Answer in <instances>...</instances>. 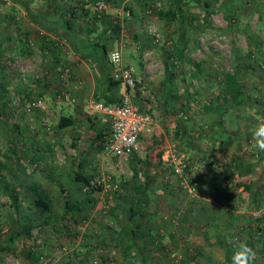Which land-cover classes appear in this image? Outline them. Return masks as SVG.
I'll return each instance as SVG.
<instances>
[{"label":"rangeland","instance_id":"1","mask_svg":"<svg viewBox=\"0 0 264 264\" xmlns=\"http://www.w3.org/2000/svg\"><path fill=\"white\" fill-rule=\"evenodd\" d=\"M145 1L154 3L155 7L148 12L150 5L143 6L138 0L140 5H137L136 15L140 21L136 27L139 29V58L143 62L134 63V72L147 84V96L143 98L134 93L136 100L132 103L143 110L142 102L148 103L146 99L149 98L150 103L145 104L144 110L147 109L154 122L162 127L167 142L175 143L186 166L180 175H174L168 169L171 167L164 165L158 154L162 142L157 136L161 132L156 129L146 137L141 136L137 151L125 155L112 154L107 145L95 148L91 157L82 160L81 173L85 172L88 177L108 174L116 188L95 192L94 206L89 209L93 212L82 214L77 224L80 229L77 227L75 234L91 236L92 233L91 240L99 242L101 229L105 228V237L112 238L111 233L116 231L114 225L119 221L109 215V208L103 210L95 204L107 196L110 200L125 198V203L136 210L134 221L137 226L130 228L131 234L122 226L115 238L130 235L133 237L132 248L137 247L138 251L145 249L142 245L151 241L153 251H148L142 258L138 255H135L138 258L132 256L133 259L111 258L101 264H186L185 256L192 252L196 261L204 264H231L233 251L241 242H248L254 249V264H264V152L253 148L251 132L258 121L264 120V0ZM17 4L16 0H0V35L9 23L8 15L15 22L19 20ZM177 4L185 17L165 22L158 12L175 9ZM148 27L158 33V42L152 41L146 31ZM175 46L184 48L183 56L173 57L165 69V54L171 53ZM3 56L0 43V227H7L21 210L23 215L34 213L25 185L38 178L37 181L49 191L53 208L58 212L60 196L54 194L58 191L57 184L67 187L62 177L74 172L76 160H72V144L59 143L58 134L53 130L56 112L51 106L48 80L42 84L44 77H37L36 81L32 78L41 63L21 62L17 55L11 56L10 63H3ZM190 61L199 63L201 72L190 65ZM227 73L235 77L241 96L230 92L223 82ZM37 94L42 98L44 108L25 112L22 104L27 97ZM217 103L223 107L214 110ZM204 107L212 110L204 111ZM81 136V141H90V134L81 133ZM234 162L245 169L237 172L233 168ZM232 173L237 181H250L248 191L241 187L233 190V209H225L215 200L211 204L214 185ZM3 181L17 193L16 210L1 191ZM187 188L192 192L187 193ZM66 197L70 199V195ZM108 202H104L106 207ZM196 203L207 206V210L214 205L211 209L213 226L206 227L196 210H191ZM82 211L86 213V210ZM97 219L102 226L95 233L92 224ZM196 221L198 224L195 225ZM66 224L64 219L53 225ZM203 231L206 238L202 236ZM63 237L64 240L67 238ZM172 240L168 249L167 243ZM103 245L104 249L110 246ZM163 245L167 250L158 249ZM197 246L201 249L194 248ZM227 248L231 250L228 261L225 258ZM100 249L98 253L103 255L108 252ZM64 251L70 254L74 264H93L92 260L88 263L83 254L77 257L71 249ZM40 261L49 264L45 257L41 256ZM2 262L39 263H31L18 253L9 254Z\"/></svg>","mask_w":264,"mask_h":264},{"label":"crops","instance_id":"2","mask_svg":"<svg viewBox=\"0 0 264 264\" xmlns=\"http://www.w3.org/2000/svg\"><path fill=\"white\" fill-rule=\"evenodd\" d=\"M102 1L104 2V10L100 16V20L97 22L96 28H90L88 25L91 22L92 14L89 8L84 5V0H20L19 3L17 2L20 11L19 20L15 22V20L13 21L11 18V15H8L9 23L6 24L5 29L2 30V35H0V43L4 54L3 63H10L11 56L13 55H17V59L21 62H23V60H29V62L31 61L32 63H41L38 68H36L37 71H34L32 74V78L36 81L37 77L39 79L44 77L42 84H45L44 82L48 80L46 85L50 84L49 88H51V106L54 112H56L55 126L53 130L58 134L57 139L59 140V143L63 144V142H68L69 144H72L73 148L70 147L74 154V159L72 160H76V168L74 169V172L71 175L62 177L66 180L67 187H61L57 184L59 186L58 191H56V193L53 192L55 195L58 194L60 196V203L57 204L58 212L57 209L56 211L54 210L55 207L53 208L52 201L50 202L51 208L53 209L52 213L56 212L58 215H53L52 213L49 214L48 217L50 219L47 224L41 227L36 224L37 226L32 228L28 234H24L21 232V224L27 222L35 224L39 217L38 213L35 212L36 210L31 207L33 211L35 210L34 213L23 215L24 212L21 210V214L19 215L18 213L17 215L19 217V222L14 220L11 225L0 227V264L3 263L2 261L6 256L16 253L22 255L31 263H34V261H39L41 263L40 260L42 256L47 258L49 264H74L71 260L70 254L65 253V248H67V251H70L71 249L72 251L70 252H72L73 255L77 254V257H79L80 254H83L82 257L86 256L87 262L90 263L89 260H92L93 264H101V261H107V259L111 260V258L123 260V258L127 259L128 257H131V259H133L132 256L137 257L135 255L142 258L147 255L148 251H153V242L151 241H147L145 246L142 245L145 249L142 248L138 251L136 250L137 247L134 249L132 248L133 237H130V235L115 238L118 236L122 226L125 227L124 229H126V231L128 228L129 233H133L131 230L132 226H137V221H134L136 215L133 213L135 209H133V205H127L125 203V198L121 200H110V196H107L105 200L95 204V206H102V203L104 204V202H108L107 200L109 199L107 207L102 209L106 210L109 208V215L114 218L116 217L119 221V223L114 225L116 231L112 233L110 232L112 238L105 237L107 236L104 231L105 228L101 229L102 233L100 236L102 238H100L99 242L91 240L93 238L92 233L91 236H77L75 234L76 228L80 227L79 225L77 226V224L81 216H83L82 214L86 215L89 214V212H93V210L89 209L94 206L92 201H85L86 190L79 175H88L85 172L81 173L82 160L91 157L95 148L100 149L102 146L106 147L109 139L108 128L101 124L99 120L100 113L89 109L88 103L92 100L103 103L105 98L113 99L114 101L112 103L120 101L123 97L129 99L131 103L132 100H136L134 99L135 97L133 94L135 93V95H138V93L130 91L124 87L121 82H118L117 85H109L111 65L108 60V55L111 50H118L121 55V64L133 67V71H136L134 63L143 62V59L139 58V29L136 27V23L140 21V17L136 15L138 13L137 5H140L138 0ZM139 1H141V4L146 7L150 4L145 0ZM147 11L149 12L150 10L147 9ZM146 31L148 33V28ZM71 33L77 38L78 43H75V47L73 46L74 37H72ZM91 49L94 53H101V49L102 51L104 49V63H102V65L92 63L88 58H82L78 54L79 52L86 53ZM62 64L69 69V75L65 86L60 79L62 70L60 65ZM98 66L101 67V69H99ZM39 67H42L41 71ZM62 86H64L65 89H68L70 95L74 97V103H69L61 98H57V92L55 89ZM42 90L46 89L42 88ZM36 96L40 97L38 94ZM146 96L143 98H146ZM96 97L98 100H95ZM146 100L150 103L149 98ZM142 103V108L144 110L145 104L148 103L144 101ZM60 117L69 118L72 123L57 128L56 122ZM153 123L151 132L155 129L156 132H161L159 136H157L159 141L162 142V145L159 146L158 154L164 165H166V156L172 148L178 157H180V155H178L176 151L175 143L167 142L162 127L154 122V119ZM151 132L146 133L143 136L146 137ZM81 133L90 134V141H81ZM47 146L49 148L51 147L50 145ZM168 169L172 171L171 168ZM173 174L176 175L175 173ZM37 180L40 179L38 178L34 181L38 183L44 193L48 195L49 191L43 188L44 184ZM54 188L56 187L54 186ZM100 191L103 192L102 190ZM211 191V204H214V188H212ZM95 192L91 193L94 202L96 198ZM67 195H70V199L66 197ZM71 196L76 197L71 198ZM63 199L74 201L75 203L78 201L81 210H79L78 214L74 216L67 215L66 225L54 227V223L57 225V222L64 221L60 219ZM193 205H195V207H193ZM193 205L191 210L195 209V212L197 213L196 215H200L201 223L206 227H208V225L213 226L214 222L212 219H214V214L211 209L214 205H211L208 210L206 209L207 206L201 207L203 205L202 203H196ZM197 207L200 208L197 209ZM82 210H86V213H82ZM199 212H202L205 215L201 216L203 214H200ZM130 214L134 215L132 220L130 219ZM185 223H188V221ZM196 224H198L197 221L195 225ZM92 226L94 227L95 233L99 232L102 226L100 219L94 221ZM108 235L110 236V234ZM63 236H67V238L65 237L64 240ZM170 242L172 243L173 240L167 243L168 249H170ZM60 243H63L62 246L65 245V247L56 246ZM103 244H109L110 246H106L107 248L104 249ZM69 246L71 247L69 248ZM163 246H159L158 249L163 251L167 250L165 245ZM2 247L4 250H1ZM96 247L98 250H95ZM100 248L108 251L104 254L106 256L102 253H98L101 251ZM194 248L201 249L199 246ZM195 256L194 258L196 261ZM188 258L187 255V258L185 257L187 261L186 264H189ZM196 262L199 263L201 261L197 260ZM201 263L204 264L203 262ZM44 264H47V262L44 261Z\"/></svg>","mask_w":264,"mask_h":264},{"label":"built area","instance_id":"3","mask_svg":"<svg viewBox=\"0 0 264 264\" xmlns=\"http://www.w3.org/2000/svg\"><path fill=\"white\" fill-rule=\"evenodd\" d=\"M84 3L93 16L99 18L103 13L104 2L102 0H84ZM153 4H149L150 8L148 10L153 8ZM155 5L158 6V3H155ZM148 34L153 42H158V33L155 32L154 28L148 27ZM108 60L111 65L109 76L112 80L121 82L124 87L138 93L141 97L146 96L147 86L145 82L135 75L131 66L121 64V55L118 50H111L108 55ZM60 68L62 69L60 79L65 86L69 69L63 64L60 65ZM64 86L55 89L57 98L74 103V97L70 95V92ZM21 108L25 112L42 110L44 108L43 100L36 95L29 96ZM88 108L100 113L99 120L109 131L107 148L112 154L117 156L137 151L140 148L141 136L151 132L153 128V119L150 113L147 112V109L139 110L126 97L111 104L92 100L89 101ZM165 160L167 165L171 166L173 173L180 175L184 171L186 164L176 155L173 148L169 151ZM89 183H99L103 192L113 191L116 188L112 183V177L108 174H99L91 177ZM186 191L187 193H191L192 189L187 188ZM102 208H106V205L103 204ZM36 264H44V262Z\"/></svg>","mask_w":264,"mask_h":264},{"label":"trees","instance_id":"4","mask_svg":"<svg viewBox=\"0 0 264 264\" xmlns=\"http://www.w3.org/2000/svg\"><path fill=\"white\" fill-rule=\"evenodd\" d=\"M19 1L20 0H16V2H18V3H19ZM158 14L160 16L164 17V21L167 23H171V21H173L175 19V17H181V18L185 17V12L181 9V7L178 4H177L175 9L170 8V9L163 11V13L158 12ZM99 20H100V17L98 18V17H95L92 15L91 16V22L89 23L88 27H90V28L95 27L96 28V24H97V22H99ZM71 35H72V37H74L73 38L74 39L73 46L75 47V45H76L75 43H78L77 38L75 37V35L73 33H71ZM78 41H80V40H78ZM183 51H184L183 47L175 46L171 53L170 52L166 53L165 54V60H164L165 69H168V65L171 62L170 60L173 57L183 56V53H184ZM78 54L82 58L83 57L88 58L92 63H96L98 65H102V63H104L103 62L104 49H103V51L101 49V53H97V52L94 53L91 49V50H88L86 53H80L79 52ZM0 63H1V61H0ZM190 65H194L195 68H197L199 71L201 70L199 67V63H196L195 61H190ZM99 69H101V67H99ZM193 75L194 74L192 73V76ZM118 82L119 81H114V80L111 81V78L109 76V85H117ZM223 82L226 83L228 90H230V92H233L236 96L240 95V93L237 92V90H238L237 81L232 74L227 73L223 77ZM2 92L3 93L5 92L4 89H2ZM27 98H29V97H27ZM95 100H98V98L96 97ZM223 100L225 102V99H223ZM113 101L114 100L111 98H105L103 100V103H112ZM222 107H223V105H221V103H217V105L214 106V110H219ZM209 110H212V109L210 107H204V111H209ZM34 111H36V110H34ZM71 123H72V121L69 118L60 117L56 122V127L61 128V127L67 126ZM32 159H34V158H32ZM233 168H236L237 172H241V171H239L240 169L241 170L245 169V168H243V166L241 164H239L237 162L233 163ZM234 174L235 173H232L231 175H229V177L225 176L222 179V181H220L218 184L214 185L213 198L216 202H218L221 205V207H224L225 209H233L234 208L235 196L232 193L234 189L241 187L243 191L247 192L249 189V186H250V181L241 182V181L235 180ZM79 178H80L81 182L83 183V185L86 187V189H85L86 190L85 191L86 192L85 201L86 202L93 201V199H92L93 197H91V193L101 190V185L99 183H89V179L91 177H88V176H84V175L80 174ZM25 189H26V191H28V193H30L31 206L36 210V212H38V214H40L39 217L37 218V220H36L37 222L35 224L29 223V222L21 224V232L24 234H28L30 232V230L32 228H34L35 226L38 225L41 227V226H43L49 222L50 218L48 217V215L52 213V208H51V203H50L51 200H50L49 196L44 193V191L42 190V188L40 187V185L38 183H36L35 181H30V182L26 183ZM1 191L7 197V199L10 201V203L13 205L14 210H16V207H18L17 193L5 181H3ZM61 192H62V190H61ZM138 202H139V200H138ZM79 210H81V209L79 208V202L78 201H77V203H75L74 201H68L67 199H63L62 200V213H61L60 219H62V220L66 219L67 215L74 216V215L78 214ZM133 213H134V215H136L135 210ZM134 215L130 214L131 220L133 219ZM72 216H70V217H72ZM13 220H17V222H19L18 221L19 217L17 216V214L15 215ZM261 229H263V228H261ZM202 236L204 238L207 237L205 231L202 232ZM246 243H248V242H246ZM1 250H4V248L2 247ZM230 255H231V250L227 248L226 252H225L226 261L229 260ZM194 256H195L194 253H191L190 255H188V257H189L188 263L189 264H198V262L195 261ZM185 257L187 258V256H185Z\"/></svg>","mask_w":264,"mask_h":264},{"label":"clouds","instance_id":"5","mask_svg":"<svg viewBox=\"0 0 264 264\" xmlns=\"http://www.w3.org/2000/svg\"><path fill=\"white\" fill-rule=\"evenodd\" d=\"M115 55V54H113ZM253 148L264 152V120L258 121L251 129ZM256 253L246 242L239 243L232 254L231 264H254Z\"/></svg>","mask_w":264,"mask_h":264}]
</instances>
